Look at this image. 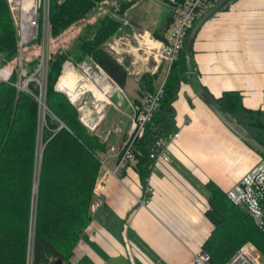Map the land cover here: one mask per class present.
<instances>
[{"label": "trees", "instance_id": "16d2710c", "mask_svg": "<svg viewBox=\"0 0 264 264\" xmlns=\"http://www.w3.org/2000/svg\"><path fill=\"white\" fill-rule=\"evenodd\" d=\"M137 1L49 0L46 81L49 113L45 115L42 128L38 163L37 101L13 86L15 69L9 81H0V264H52L58 258L67 260L90 222L94 186L101 167L100 154L108 151L109 144L87 130L79 121L77 108L54 86L58 78L57 89L66 85L71 75L68 64L86 61L98 65L118 87H125L129 79L127 70L103 44L121 32L126 11ZM182 1L162 0L167 13L164 22L151 31L154 37L165 39L173 20V7ZM71 26L78 31L73 41L66 44L61 37ZM191 29L170 69L165 71L159 104L144 134L135 141L133 166L143 187L150 172L149 153L155 141L176 128L173 102L188 71L187 40ZM41 36L40 20L37 37L27 44L35 52ZM16 49L17 33L8 1L0 0V63L12 61ZM38 62V56H27L25 78L35 72ZM161 69L159 66L153 74L142 73L135 88L139 97L133 99L134 104L141 106L146 94L161 83H156ZM29 87L34 89L35 82ZM215 102L231 120V117L236 120L240 129L247 130L264 147L263 107L246 106L241 92L236 89L222 91ZM249 145L259 154V160L264 159V153ZM205 186L209 191L205 216L212 229L201 249L208 254L209 262L226 264L246 241L252 242L264 256V230L247 209L234 203L228 191L214 181Z\"/></svg>", "mask_w": 264, "mask_h": 264}, {"label": "crops", "instance_id": "0c3cea01", "mask_svg": "<svg viewBox=\"0 0 264 264\" xmlns=\"http://www.w3.org/2000/svg\"><path fill=\"white\" fill-rule=\"evenodd\" d=\"M142 3L145 12L137 16L133 11ZM166 13L162 0H139L126 11L122 31L151 32ZM126 50L124 45L110 50L122 58L124 67L139 56ZM187 60L188 71L173 102L179 136L166 148L169 159L153 163L143 187L134 163L113 174L114 152L101 153L107 160L95 182L90 222L62 264H192L193 253L212 229L205 216L206 183L214 181L229 191L259 162V154L217 116L212 101L222 91L236 89L246 106L264 108V0H233L206 18ZM99 78L107 87L106 78ZM130 79L129 74L124 88L131 87ZM131 88L136 93V86ZM109 109L98 130L104 131L108 123L119 128L111 145L117 149L130 110L109 120ZM240 131L249 136L244 128ZM146 186L153 188L151 198L141 205Z\"/></svg>", "mask_w": 264, "mask_h": 264}, {"label": "built area", "instance_id": "2783aa9c", "mask_svg": "<svg viewBox=\"0 0 264 264\" xmlns=\"http://www.w3.org/2000/svg\"><path fill=\"white\" fill-rule=\"evenodd\" d=\"M219 0H183L176 5L173 12V20L169 25L165 39L154 37L148 30L132 29L131 32H123L121 35H115L109 38L103 46L110 50H116L122 44L127 49L126 51L139 52L138 57L132 59L129 65L125 66L128 74L138 75V78L144 72L155 73L162 63L166 64V72L170 69L172 62L175 60L179 50L183 46L187 32L193 27L195 21L206 11H208ZM10 10L13 14V20L17 32V51L15 57L16 63V82L15 86L19 90H23L31 94L39 104V111H43V118L45 119L46 112V80L48 73V58H49V0H17L14 5H10ZM32 10L28 15L25 11ZM41 20L42 36H41V53L39 62L35 72L25 78L27 69L24 64V55L22 47L26 46L35 36H37V28ZM125 23H127L125 21ZM137 41V44H132L130 38ZM113 41V42H111ZM118 62L122 63L121 57L116 58ZM150 59L154 62L149 63ZM93 63V62H90ZM96 65L95 63H93ZM68 64V70L71 69L75 73L73 67ZM101 69L98 65H96ZM102 72V71H101ZM73 73V75H74ZM104 73V72H103ZM108 78L109 76L104 73ZM13 70L9 65H0V80L6 81L13 76ZM61 76V75H60ZM59 76V77H60ZM86 83L85 89L79 91L73 96L68 94V89L61 90L71 104L75 106L79 112V121L93 134L97 133L99 122L102 121V116H99L97 121L91 115L89 105L93 104L97 110L100 102L94 99L92 95L101 93L105 97L110 98L111 91L102 92L101 86L97 79L90 73H86L85 77L81 76ZM79 79V78H76ZM24 80L22 83L21 81ZM37 81L38 91L33 93L27 89L26 85L30 82ZM59 80V79H58ZM165 80V79H164ZM164 80L157 86V88L146 94L142 105L131 103V112L129 116L128 127L124 131V136L119 148L114 152L116 163L112 172L115 174L132 163H135V141L140 138L145 131L146 124L150 121L154 111L156 110L159 101L163 94ZM58 82V81H57ZM57 85V84H56ZM91 87L97 90H92ZM57 88V86H56ZM38 95V96H37ZM93 99V101H90ZM103 102V101H101ZM105 103V102H104ZM112 104V102H110ZM107 103V104H110ZM43 121L45 122V120ZM89 119V121H88ZM45 123H43V126ZM42 126V127H43ZM109 134V131L106 135ZM179 136V130L173 129L168 131L164 137L158 138L155 141L154 147L149 153L152 163L156 160L167 161L166 148L170 142ZM107 156L101 157V167L106 164ZM148 184V176L146 178ZM153 188L146 186L144 190V198L140 200V204H147L151 198ZM229 198L236 204H239L247 209L253 220L264 230V159L259 160L257 165L231 190L228 191ZM94 208V207H93ZM192 264H211L208 259V254L201 248L196 250L192 256ZM226 264H264V256L259 249L250 241L244 242L240 248L230 257Z\"/></svg>", "mask_w": 264, "mask_h": 264}, {"label": "rangeland", "instance_id": "374dc122", "mask_svg": "<svg viewBox=\"0 0 264 264\" xmlns=\"http://www.w3.org/2000/svg\"><path fill=\"white\" fill-rule=\"evenodd\" d=\"M8 1V5H9V9H10V5H14L15 2L17 0H7ZM146 1H152V0H146ZM146 3V2H145ZM145 3H142L140 4L137 9H135L133 12L135 15L139 16L141 15L142 13H144L145 9H144V4ZM11 12V10H10ZM16 12H14L13 14H15ZM13 14L11 12V15H12V18H13ZM141 22H146V20L144 18H141ZM13 23H14V20H13ZM125 23V22H124ZM14 27L16 29V26H15V23H14ZM127 30V29H126ZM77 31H78V28L77 27H74V26H71L69 28H67L66 32H65V35H63L61 37V39H63V41L66 43V44H70L73 39L75 38L76 34H77ZM128 31V30H127ZM127 31H122L119 33H116L114 34L113 36L115 35H121L123 36L124 34H121V33H125ZM150 32V31H149ZM17 33V32H16ZM151 33V32H150ZM152 34V33H151ZM113 36H111L110 38L112 39ZM37 36H35L31 41H33ZM30 41V42H31ZM109 41V40H107ZM113 42V41H111ZM130 42L132 44H137V41L134 40L132 37L130 38ZM120 48L123 47L122 44H119ZM49 46H50V39H49ZM23 49V55H24V64H25V61H26V58L27 56H33V55H36L38 56V58L40 57V53H41V42H40V45L39 47L37 48L36 52L31 48L30 45H26L24 47H22ZM109 50V48H107ZM17 51V50H16ZM110 51V50H109ZM138 53H141V51H139ZM114 56H116V54L113 52ZM124 54V56L128 55L127 53H122ZM1 56V55H0ZM130 56V55H129ZM132 56V55H131ZM130 56V58L132 59V57ZM15 57H16V53H15V56H14V59L10 62H8L7 64L5 65H9L12 70L15 69L16 71V63H15ZM150 61L154 62L152 59H150ZM149 61V63H150ZM1 65L4 64V63H0ZM72 64V63H71ZM165 66H163V68L160 70L159 72V78L157 79L156 83L158 84L160 81L162 82V79L164 78V75H165V71L167 70L166 69V64H164ZM68 66V65H67ZM70 67H73V69L75 70V73L71 71L70 69V77L66 83V85L61 89V90H64L67 86L68 83H70L69 87L67 86V89L70 88V89H73V92L71 94V96L75 95V94H78L79 91H82L81 90V87L83 86V88L86 87V83H82V81L84 82L87 81V79H81L80 77L81 76H84L85 77V74L86 73H90L91 75H93L95 78L96 77H100V74L103 73L102 69H99L98 67H96V65H94L93 63H89V62H86V61H83L79 64H75V65H69ZM102 71V73L100 72ZM74 73V75H73ZM104 74V73H103ZM62 75V74H61ZM138 76L139 74L136 76V75H131V79H130V86L133 87V86H137L138 83ZM76 78H79V79H76ZM59 79V78H58ZM100 79V78H99ZM102 84H103V87L104 88H108V85L110 86V82L109 84L107 85V87L105 86V82L103 81V79H100ZM47 81V80H46ZM59 81V80H57ZM22 83L24 82V80L21 81ZM35 85L36 87L38 88V83L37 81L35 80ZM33 83V82H32ZM56 84H58V82H56ZM55 84L54 87H56L57 85ZM113 87V85H111ZM131 87H126L124 89H122L120 86L117 87V86H114L113 88H111V90H108V91H111L110 93V98H107L105 97L103 94L101 93H96L95 95H92V97H94V99L96 100H99L100 102H98L99 106L97 108V110H95L94 108V105L93 104H90L89 106V109L91 110V115L93 118L91 119H94V122L97 121L98 117L99 116H102V121L99 122V125H98V128L97 130L99 129V127L101 126V124L105 123L106 121V113H107V108L109 107V112H108V119L109 120H112L114 118L115 115H117L118 113L121 112H127L130 110L131 112V108H130V104L129 102H132L133 103V99L135 97H139L137 96L136 93H134L133 89ZM102 88V87H101ZM91 89L94 91V90H97V89H94L93 87H91ZM32 91V90H31ZM38 96V95H37ZM104 96V97H102ZM106 99V101H105ZM36 100V99H35ZM111 100V101H110ZM90 101H93V99H90ZM103 101V102H101ZM107 101L110 103V102H113V104H107ZM105 102V103H104ZM37 107H38V111H39V104L37 103ZM116 106V107H115ZM46 111L49 113V110L48 108L46 107ZM121 114V113H120ZM79 117V115H78ZM43 111H40L38 112V125H39V129H38V151H37V163H38V160L40 161V157H41V151H42V140H43V135H42V126H43V123H45L43 121ZM45 120V119H44ZM89 121V119H88ZM103 123V125H104ZM104 131H101V130H98L97 133H100L101 136L99 134H95V135H98L100 137V139L103 141V142H107L109 144V153H112V152H115L117 149H114L113 147H111L112 145V139L114 138V135L115 134H119L118 132L120 131L119 128L117 127H114V126H110L109 127V123L108 125H106L103 129ZM109 131V134H107V132ZM120 146V145H119ZM118 146V148H119ZM102 165V163H101ZM260 251V250H259ZM261 252V251H260ZM263 255V254H262ZM29 260H30V255H29Z\"/></svg>", "mask_w": 264, "mask_h": 264}, {"label": "water", "instance_id": "95a60500", "mask_svg": "<svg viewBox=\"0 0 264 264\" xmlns=\"http://www.w3.org/2000/svg\"><path fill=\"white\" fill-rule=\"evenodd\" d=\"M233 0H219L215 5H213L208 11H206L205 13H203L198 19L197 22L194 24V26L192 27L190 34L188 36V40H187V52L190 51L191 49V45L192 42L194 40V36L197 32V29L199 28V26L201 25V23L208 18L210 15H212L213 13H215L217 10L222 9L225 5H227L228 3H230ZM55 89L57 91H60L59 89H57L55 87ZM214 103V110L215 113L217 114V116L221 119V121L226 124V126H228L233 132H235L237 135H239L243 140H245L247 143L251 144L252 146H254L255 148H257L260 152L264 153V147L254 138H252L250 135L246 136L244 135L241 131L240 128L236 127L234 124H232L230 122L229 119H227L224 115V112L219 108V106L217 105V103L214 101H212ZM232 121V120H231ZM37 188V182H35L34 184V189ZM63 260L61 258H58L57 260H55L52 264H62Z\"/></svg>", "mask_w": 264, "mask_h": 264}, {"label": "bare ground", "instance_id": "6f19581e", "mask_svg": "<svg viewBox=\"0 0 264 264\" xmlns=\"http://www.w3.org/2000/svg\"><path fill=\"white\" fill-rule=\"evenodd\" d=\"M28 1V0H27ZM32 10H28V11H25V14L26 15H28L29 14V12H31ZM101 72V71H100ZM102 73V72H101ZM105 75V74H104ZM106 76V75H105ZM104 76V77H105ZM12 78V76L9 78V80ZM106 78V77H105ZM96 79H97V82H98V84L102 87V92H107L108 90H111V88H112V86L111 85H113V87L114 86H117L110 78H106L107 79V81H108V84H109V82H110V86L108 85V88L107 89H104V87H103V84H102V82H101V80L98 78V77H96ZM9 80H6V81H4V82H7V81H9ZM0 81H3V80H0ZM15 83V82H14ZM13 83V86L17 89V90H19L16 86H15V84ZM32 82H30V83H28L27 85H26V87H27V89H29L30 91H31V89H30V87H29V85L31 84ZM69 85H70V83H68L67 84V86L69 87ZM67 86H66V88H67ZM118 87V86H117ZM83 89H85V88H83V86L81 87V90H83ZM46 90H47V86H46ZM19 91H23V90H19ZM38 91V88L36 87V85H35V88L34 89H32V92L33 93H36ZM23 92H26V91H23ZM72 92H73V89H70V88H68V94L69 95H71L72 94ZM26 93H28V92H26ZM29 94V93H28ZM31 95V94H30ZM32 96V95H31ZM102 97H104V96H102ZM107 103H109L108 101H107ZM48 112L46 111L45 112V115L47 114ZM125 169V168H124ZM124 169H122V170H124ZM122 170H120V171H117V172H121Z\"/></svg>", "mask_w": 264, "mask_h": 264}]
</instances>
